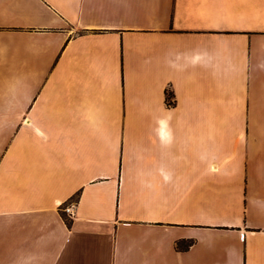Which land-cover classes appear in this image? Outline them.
Instances as JSON below:
<instances>
[{"label":"crops","instance_id":"obj_1","mask_svg":"<svg viewBox=\"0 0 264 264\" xmlns=\"http://www.w3.org/2000/svg\"><path fill=\"white\" fill-rule=\"evenodd\" d=\"M0 68V264H264V0H0Z\"/></svg>","mask_w":264,"mask_h":264},{"label":"trees","instance_id":"obj_2","mask_svg":"<svg viewBox=\"0 0 264 264\" xmlns=\"http://www.w3.org/2000/svg\"><path fill=\"white\" fill-rule=\"evenodd\" d=\"M167 99L168 100H170L171 99V94L170 93H167ZM192 244V242L191 241H189V242H187L186 244H180V243H178L177 244V248H179V249H188L189 248V246Z\"/></svg>","mask_w":264,"mask_h":264},{"label":"rangeland","instance_id":"obj_3","mask_svg":"<svg viewBox=\"0 0 264 264\" xmlns=\"http://www.w3.org/2000/svg\"><path fill=\"white\" fill-rule=\"evenodd\" d=\"M0 70H2L3 72H6L5 74H7V72H9L8 68H0ZM0 78H1V76H0ZM2 81L3 80H0V92L2 90H5V88H7V86H8L6 83H3Z\"/></svg>","mask_w":264,"mask_h":264},{"label":"built area","instance_id":"obj_4","mask_svg":"<svg viewBox=\"0 0 264 264\" xmlns=\"http://www.w3.org/2000/svg\"><path fill=\"white\" fill-rule=\"evenodd\" d=\"M64 212L67 213V214H71V206H65L63 208Z\"/></svg>","mask_w":264,"mask_h":264}]
</instances>
